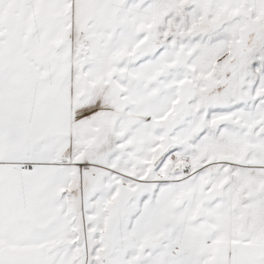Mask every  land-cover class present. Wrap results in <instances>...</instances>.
Listing matches in <instances>:
<instances>
[{"label": "snow or ice", "instance_id": "6c2138e0", "mask_svg": "<svg viewBox=\"0 0 264 264\" xmlns=\"http://www.w3.org/2000/svg\"><path fill=\"white\" fill-rule=\"evenodd\" d=\"M0 264H264V0H0Z\"/></svg>", "mask_w": 264, "mask_h": 264}]
</instances>
